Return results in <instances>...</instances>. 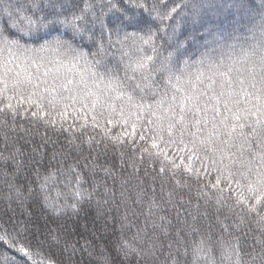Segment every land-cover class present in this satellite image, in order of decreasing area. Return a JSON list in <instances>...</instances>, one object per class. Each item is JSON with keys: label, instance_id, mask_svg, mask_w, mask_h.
Masks as SVG:
<instances>
[{"label": "snow or ice", "instance_id": "6c2138e0", "mask_svg": "<svg viewBox=\"0 0 264 264\" xmlns=\"http://www.w3.org/2000/svg\"><path fill=\"white\" fill-rule=\"evenodd\" d=\"M30 2L36 11L28 13L27 9L16 7L14 0H0V114H10L13 118L24 114L53 129L63 131L67 125L71 131L82 117L85 119L79 130L87 128L86 117L91 113V127L99 130L101 139L88 137L89 146L98 144L107 152V143L102 141H110L136 154L140 163L158 164L159 168L153 171L161 179L186 176L187 181L201 186L197 196L204 203H214L218 211L225 208L233 216L239 214L241 220L251 217L264 229V19L253 28L254 33H259L253 42L228 43V38L213 36L209 31L211 46L196 59H182V43L176 40L178 18L185 13L199 17L210 0H185L179 11L176 7L169 9L167 3L149 4L145 0L141 9L156 12L159 21L156 30L145 35L125 32L118 43L121 47H132L138 42L151 44L156 55L147 57L150 64L137 61L131 69L134 74L129 76L127 67L121 75L119 61L116 66H110L103 42L94 52L91 51L94 45L85 48L81 44L85 36L95 42L92 30L97 25L104 28L102 10L96 14L88 4L71 15L37 14L42 11L39 0ZM111 7L117 4L113 2ZM135 26L134 22L126 25ZM113 34L119 35L108 32L109 45ZM161 40L173 49L163 58L158 47ZM137 72L139 75H135ZM70 111L78 114L71 124L67 120ZM129 121H132V133L113 134L105 126L124 128L129 126ZM0 159L7 157L0 155ZM20 167L17 162V170ZM132 167L139 172L135 161ZM105 171L111 174V170ZM75 174L80 178L74 192L79 203L90 199L92 193L81 194L82 177L78 172ZM47 179L44 178L45 182ZM233 185L249 195L244 198L238 194L229 205L226 202L232 199ZM9 187L17 198L22 197L20 188L14 184ZM26 190L36 195L30 184ZM39 191H45V183L39 185ZM105 194L111 195V190L106 188ZM44 199L41 207L52 213L48 218L37 215L35 209L29 211L23 203L18 205L32 229L13 223L9 215V211L15 212L11 202L7 210L0 211V219L7 215V223L11 225V230L0 225V245L6 246L0 247V264H34L33 258L42 255L34 249L45 243L67 251L71 260L77 248L76 243H69L68 237L73 235L78 223L73 222L74 228L67 222L60 225L57 219L63 217L65 207L78 215L77 203L62 206L47 196ZM148 207L145 220H152L155 225L153 209L159 205L152 201ZM126 219V216L122 218V223ZM165 219L159 217L162 223ZM52 223H57V228H52ZM221 225L224 229L230 227L223 222ZM146 228L147 224L137 231L132 243H121L125 255L139 254L142 264L149 261L180 264L178 254L183 245L180 234L168 238L163 232L165 242L160 237H151ZM191 230L197 231L195 224ZM261 236L264 237V231ZM246 241V236H237L223 243L230 264H264V238L255 253H245L248 258L240 255L247 247ZM206 243L201 240L197 250H202ZM89 247L91 244L85 240L81 248ZM103 259L104 264H109L106 256ZM47 264L55 262L49 259Z\"/></svg>", "mask_w": 264, "mask_h": 264}, {"label": "trees", "instance_id": "16d2710c", "mask_svg": "<svg viewBox=\"0 0 264 264\" xmlns=\"http://www.w3.org/2000/svg\"><path fill=\"white\" fill-rule=\"evenodd\" d=\"M14 2L16 7L27 9L28 13L36 11L32 8L30 0H14ZM113 2L117 7H111ZM144 2L145 0H39V8L42 11L37 14L71 15L72 12L79 11L88 4L93 6L96 14H100L102 10L104 28L101 29V26L97 25L92 30L95 33V42L85 36L81 39V44L85 48L94 45L91 47V51L94 52L103 42L110 66H116L119 61L121 75L123 69L127 67L131 76L134 74L131 69L135 67L137 61L150 64L151 61L147 57L156 55L152 51L151 44L138 42L132 47H121L118 43L125 32L145 35L149 30H156L159 23L156 12H149L147 8L141 9ZM147 2L158 5L167 3L169 9L176 7L179 11L185 0H147ZM217 6L222 7L218 9ZM262 19H264V0H210L199 17L194 18L185 13L178 18L180 27L176 32V40L182 43L181 58L196 59L200 53L210 47L209 41L212 36L208 34L209 31L213 36L228 38V43L253 42L259 38V33H254L253 28ZM129 22H134L136 26L126 27ZM55 27L64 31L60 25ZM110 31L119 33L110 37L111 45L107 37ZM55 34L53 32V35ZM158 47L161 58L166 56L168 51L173 50L164 40L159 42ZM76 115L78 114L69 112L67 116L69 124ZM90 116L91 113L86 117L89 121L87 128L79 130L80 124L85 119L82 117L76 121V129L69 131L66 125L62 131L59 128L48 127L43 121L31 119L24 114L14 118L10 114L7 116L0 114V155L7 157L0 159V211L7 210L11 202V209L15 210L14 213L9 211L13 223L19 222L21 227L27 226L29 229L33 227L28 224L23 209L18 207L21 203L24 208L29 211L35 209L37 215L45 218L52 216L47 208L41 207L45 203V196L62 206L77 203L74 196L77 180L80 179L75 174L77 172L82 177L79 183L81 194L92 193L90 199L85 198L77 203L78 215L70 207H65L63 217L57 219L60 225L67 222L74 228L73 222L78 223V228H75L73 235L68 237L69 243H76L77 248L71 260L67 251L50 247L45 243L43 247L34 249L42 254L33 258L34 264H47L49 259L55 264H104L105 256L109 264H142V257L139 254L128 253L126 256L121 250V243L123 241L132 243L137 231L146 224V231L151 237H160L165 242L167 238L162 235L163 232L167 233L168 238L180 234L183 238V245L178 254L180 264H230L223 243L230 242L237 236L247 237V247L240 253L241 256L248 258L246 252L255 253L258 250L259 243L264 238L261 236L264 229H261L257 221L251 217L241 220L239 214L233 216L225 208L218 211L214 203H204L202 198L197 196L201 186L187 181L186 176L161 179L160 175L153 171V168H159L158 164L154 165L149 161L140 163L136 160V154L110 141H102L107 143V152L98 144L89 146L88 137L101 139L99 130L91 127ZM100 123L104 121L101 120ZM131 123L132 121H129V126L124 128H114L107 124L105 126L110 128L113 134L132 133ZM137 143L142 142L137 141ZM33 149L36 151L34 152ZM134 161L139 172L133 170ZM17 162L21 165L19 170H17ZM106 169L111 170V174H106ZM45 177H48L46 182ZM153 177L155 180L152 179ZM41 183H45L44 192L39 191ZM10 184L21 189L23 193L21 198H17V194L10 190ZM29 184L36 192L35 196L27 192ZM106 188L111 190V195L105 194ZM233 189L232 199L226 202L229 205L238 194L244 198L249 195L236 189L235 185ZM152 201L159 205L158 208L153 209L155 225L152 220H145L149 203ZM236 211L239 213V209ZM220 212L223 214H219ZM125 216L127 219L122 223V218ZM160 216L166 218L163 223L159 220ZM8 218L7 215L3 216L0 225L11 230V225L7 223ZM221 222L230 224V227L222 228ZM57 223H52L51 227L57 228ZM193 224L197 229L195 232L191 230ZM154 227L155 231H153ZM39 239L43 240V237ZM85 240L91 244V247L82 249ZM201 240L207 243L198 251L197 245ZM0 247L6 248L4 245ZM144 264H150V261Z\"/></svg>", "mask_w": 264, "mask_h": 264}]
</instances>
